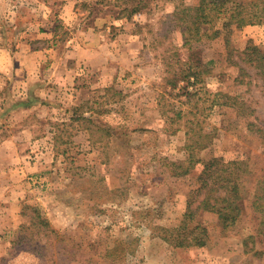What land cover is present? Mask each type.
I'll return each instance as SVG.
<instances>
[{"label": "rangeland", "instance_id": "374dc122", "mask_svg": "<svg viewBox=\"0 0 264 264\" xmlns=\"http://www.w3.org/2000/svg\"><path fill=\"white\" fill-rule=\"evenodd\" d=\"M198 1L152 0L151 11L126 18L125 0H0V65L8 60L0 70V264H264V203L252 206L264 179V82L246 62L247 46L264 51V23L232 27L228 45L223 34L192 42L211 71L171 87L191 50L167 15ZM89 42L115 53L104 68L69 52ZM5 47L37 51L35 66L11 72ZM54 51L61 70L47 58ZM67 61L74 69L61 80ZM216 91L237 105L210 106ZM198 117L215 135L195 158L249 166L242 213L229 227L196 209L202 163L182 176L168 165L187 155L185 130L173 128ZM187 209L193 219L181 228ZM196 225L203 245L162 238L178 228L190 238Z\"/></svg>", "mask_w": 264, "mask_h": 264}, {"label": "trees", "instance_id": "16d2710c", "mask_svg": "<svg viewBox=\"0 0 264 264\" xmlns=\"http://www.w3.org/2000/svg\"><path fill=\"white\" fill-rule=\"evenodd\" d=\"M125 1L127 3L123 6L122 11H124L123 16L126 18H131L135 14L146 10L151 11L152 9V0H131V3H128L129 0ZM167 18L173 24L175 31L179 32L182 44L191 50L187 60L182 63L184 67L180 68L177 78L171 77L168 83L171 84V87H176L179 81L196 84L202 82L203 76L209 74L211 70L208 65L209 62H205L199 52H194L191 47L192 42L223 34L228 45V35L231 33L232 27L238 29L248 24L264 23V0H199L195 5H175ZM218 20H222L221 28L215 25ZM246 49L251 50L249 54L247 53L249 57L246 58V62L257 69V73L264 82V51L255 45H249ZM172 56H174V53ZM178 61L176 60V62ZM169 65L172 67L173 63ZM179 88H187V84ZM213 96L210 106H236L238 103L237 101L234 102L235 97L222 91H216ZM186 100L192 103L189 92H187ZM191 106L196 108L197 103L195 102ZM180 113L181 111L176 112V116H179ZM75 119L73 118V120ZM194 119L187 118L182 124H178L173 128L172 132L181 127L185 130L184 146L187 155L183 160L169 161L168 165L171 166L170 170L174 176H182L188 174L197 163H202L203 168L198 176L199 186L195 191L200 196L196 209L217 213L223 227H229L235 223L242 213L241 184L244 173L248 171L249 166L242 168L245 161L241 159L225 160L222 157H211L208 160L201 161L195 158L196 151L212 143L215 132L213 129H205L202 125L203 121L199 120V117L196 120ZM170 120H174V118L171 117ZM190 202L192 201L189 200L188 206H190ZM261 202L264 203V179L260 178L255 184L253 208L261 211ZM31 209L38 212L35 207H31ZM192 213L188 209L184 213L185 218H188V220L185 219L181 224V228L193 219ZM35 217H37L39 224L48 226L45 218L38 214ZM188 232L192 233L193 236L190 238H187V235L182 236L178 228L168 231V234L163 235L162 238L176 246L203 245L205 243V228L196 225Z\"/></svg>", "mask_w": 264, "mask_h": 264}, {"label": "crops", "instance_id": "0c3cea01", "mask_svg": "<svg viewBox=\"0 0 264 264\" xmlns=\"http://www.w3.org/2000/svg\"><path fill=\"white\" fill-rule=\"evenodd\" d=\"M91 29V31H89V33L87 34V35H93V34H95V33H93V30H94V28H90ZM100 39V38H99ZM101 40H104V38H101ZM85 49H80V50H77V51H72V50H69V52H71V54H73L74 55V53H76V55H78V57L77 58H75V56H74V59L75 60H77V62L79 61V62H82V63H85V65H91V66H93V67H99L100 68V66L102 67V68H104L105 67V65H106V62H107V59H109L111 56L113 57L114 55H115V53L113 52V51H108V54H105L102 50H100V48H96L95 46H94V44L93 43H87L86 45H85ZM103 49V48H102ZM6 50V51H5ZM45 50H48L49 52H51L52 53V50H54V49H52V48H45ZM2 51V50H1ZM4 51L6 52V54L8 55V57H9V61H10V64H9V68H10V70H11V72H14L15 74L17 73V72H15V69L17 70L18 68L19 69H23L24 67H27V68H31V66L32 67H34L35 66V57H36V54H35V52H37V51H35V50H33L32 48H30L27 52L25 51V50H23V49H21L20 50V48L19 49H16V50H14V51H10V50H8L6 47L4 48ZM22 51H23V53H25V54H23L22 53ZM47 53V52H46ZM71 54H69L70 56H71ZM17 57H22V58H17ZM48 57H55V60L52 62V64H51V66L52 67H54V68H60V70L61 69H63L64 68V65H61L60 64V66L58 65V53L56 52V51H54V54H49L48 56H47V58ZM46 58V57H45ZM8 61V60H7ZM7 61H6V64L5 65H0V70L1 69H8V64H7ZM23 61H26V62H28L30 65H26V64H22L23 63ZM62 62H63V60H62ZM22 64V65H21ZM67 65V66H66ZM49 69H51V68H49ZM67 69H70L71 71L74 69L73 68V64H71V63H69L68 61L66 62V64H65V70L64 71H59V73L60 74H58L59 76H60V79L61 80H63V75H64V73H68L67 72ZM40 70V69H39ZM29 71H33V69L32 70H29ZM13 74V73H12ZM39 75H41V73H39ZM27 78H29V76L27 77ZM67 78H68V76H66V78H65V80L64 81H67ZM73 79H75V77L73 78ZM24 80H22V82H23ZM62 84H63V81L61 82ZM7 84V81H5V85ZM85 86H77L76 88L77 89H82V88H84ZM7 89V88H6ZM73 97H77L76 95L74 96L73 95ZM78 99L79 98H77V100L76 101H78ZM75 101V103H77ZM82 101V100H81ZM80 101V102H81ZM82 103V102H81ZM24 103L22 102V101H20V102H16L15 103V108H16V110H22L23 109V107H24V105H23ZM161 118V117H160ZM125 133H119V134H117V138H122L121 136H125L124 135ZM123 144H125L126 145V143H125V141H123Z\"/></svg>", "mask_w": 264, "mask_h": 264}]
</instances>
